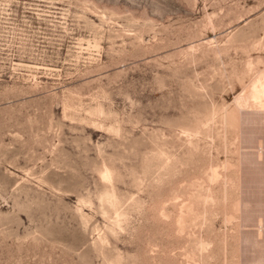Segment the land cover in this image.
I'll return each mask as SVG.
<instances>
[{"label": "rangeland", "instance_id": "1", "mask_svg": "<svg viewBox=\"0 0 264 264\" xmlns=\"http://www.w3.org/2000/svg\"><path fill=\"white\" fill-rule=\"evenodd\" d=\"M0 264H264V0H0Z\"/></svg>", "mask_w": 264, "mask_h": 264}]
</instances>
